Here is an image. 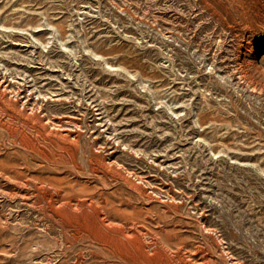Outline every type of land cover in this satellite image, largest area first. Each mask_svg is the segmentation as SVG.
I'll use <instances>...</instances> for the list:
<instances>
[{"label": "rangeland", "instance_id": "rangeland-1", "mask_svg": "<svg viewBox=\"0 0 264 264\" xmlns=\"http://www.w3.org/2000/svg\"><path fill=\"white\" fill-rule=\"evenodd\" d=\"M136 238L264 264V0H0V264H154Z\"/></svg>", "mask_w": 264, "mask_h": 264}, {"label": "bare ground", "instance_id": "bare-ground-1", "mask_svg": "<svg viewBox=\"0 0 264 264\" xmlns=\"http://www.w3.org/2000/svg\"><path fill=\"white\" fill-rule=\"evenodd\" d=\"M22 140H25V137L23 136L22 137ZM85 203V202H84ZM84 203H83V205H84ZM82 205V206H83ZM92 205V204H91ZM89 206L90 207V209H92V212H87V211H85V210H83V213L80 215V216H75V215H73V213H69L70 212V210L69 211H67V209H64L62 212V214H63V217H64V220H65V218L67 219V220H70V222L72 221V222H75L76 224L78 223L80 226H83L84 228H85V230H88V232H89V234H90V232L91 233H93V234H95L96 236H99V238L98 239H103L104 240V242L105 243H107V244H110V245H112V246H116L117 247V249L118 250H121V248H120V245H118L119 243H120V240L118 239V238H116V237H112V236H110L109 235V233H107L106 232V230L104 231L101 227H100V225L98 224V222H102V221H99L98 219H99V215H100V208L98 209V208H95V206L93 207V206ZM97 206V205H96ZM85 207H86V205H85ZM55 208V207H54ZM74 208V207H73ZM79 208V207H78ZM75 209H77V208H75ZM74 209V210H75ZM83 209V208H82ZM87 209H88V207H87ZM81 211V210H80ZM79 211V212H80ZM72 212V211H71ZM102 213V212H101ZM101 217V216H100ZM104 219H106V218H104ZM102 220V219H101ZM67 223V222H66ZM104 223V222H103ZM102 223V224H103ZM105 224H107L106 222H105ZM68 225V224H67ZM75 225V224H74ZM104 225V224H103ZM70 226H72V225H70ZM102 226V225H101ZM106 226H110V225H106ZM105 227V226H104ZM115 227V226H114ZM74 228V227H73ZM107 228V227H106ZM111 228H112V226H111ZM77 229V228H76ZM109 229V228H108ZM116 229V228H115ZM119 229H121V227L119 228ZM118 229V230H119ZM75 230V229H74ZM85 230H83V231H85ZM111 230V229H110ZM123 231V230H122ZM76 232V231H75ZM124 232V231H123ZM123 232H122V236H126L125 234H123ZM117 234V233H116ZM138 234V233H137ZM112 235V234H111ZM132 235V234H131ZM93 236V235H92ZM114 236V235H113ZM97 238V237H96ZM95 238V239H96ZM99 241V240H98ZM155 243V242H154ZM121 244V243H120ZM134 244H135V247H136V250L138 251V254L141 256V257H143V258H146L147 260H149V261H151L152 263H154V264H157V263H159L161 260H162V256L160 255V253L157 251V250H151L152 251V253L151 254H149L148 253V251H146L145 250V248H144V245H142L141 244V242L136 238V239H134ZM152 244V243H151ZM147 246H148V244H147ZM109 247V246H108ZM131 247V246H130ZM115 248V247H114ZM127 249V248H126ZM125 249V250H126ZM121 253V252H120ZM128 254H129V252H128ZM124 256V255H123ZM166 257H167V255H165ZM118 257H120V256H118ZM122 257V256H121ZM125 258V257H124ZM136 258V257H135ZM128 259V258H127ZM124 260V259H123ZM165 262V261H164ZM170 263V262H169ZM139 264V263H138Z\"/></svg>", "mask_w": 264, "mask_h": 264}]
</instances>
